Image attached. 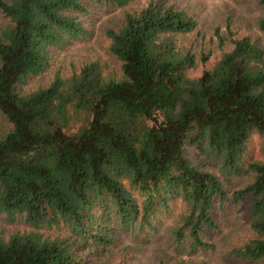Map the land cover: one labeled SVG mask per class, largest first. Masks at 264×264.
<instances>
[{
    "label": "trees",
    "instance_id": "16d2710c",
    "mask_svg": "<svg viewBox=\"0 0 264 264\" xmlns=\"http://www.w3.org/2000/svg\"><path fill=\"white\" fill-rule=\"evenodd\" d=\"M87 8L0 0V264H119L107 253L117 227L153 232L178 205L177 244L188 234L193 252L213 249L205 237L220 229L214 207L234 178H252L232 197L250 200L253 236L231 254L264 264V163L245 162L251 139H264V47L231 39L194 77L199 59L175 37L198 22L150 0L105 31L119 69L95 60L31 87L54 50L89 36Z\"/></svg>",
    "mask_w": 264,
    "mask_h": 264
},
{
    "label": "rangeland",
    "instance_id": "374dc122",
    "mask_svg": "<svg viewBox=\"0 0 264 264\" xmlns=\"http://www.w3.org/2000/svg\"><path fill=\"white\" fill-rule=\"evenodd\" d=\"M88 13L80 15L84 26L90 32L84 40L73 41L61 49L54 50V61L51 69L35 79L31 87L46 86L57 69L64 73L71 66L79 67L83 63L101 60L115 69L118 63L108 53L107 29H118L126 13L137 12L145 8L150 0H133L126 7H112L92 0H81ZM180 10H184L197 22L195 31L177 35L175 40L185 50L195 54L199 64L193 76L211 67L218 57L233 47L231 39L251 37L258 45L264 47V30L260 22L264 20V6L256 0H168ZM4 19L0 14V24ZM227 41L220 45L219 37ZM210 56L206 63L201 62L202 55ZM245 162L264 163V139L254 136L245 155ZM252 178H234L224 181L228 193L227 200L216 202L214 218L220 229L205 237V241L214 246L210 250L196 249L193 252L192 241L187 234L181 246L177 244L174 232L180 226L178 214L180 205L168 218L159 220L155 231L140 235L127 233L117 227L115 244L107 252L112 261L119 264H245L232 256L235 248L247 244L252 236L251 225L246 219V210L250 200L234 201L233 192L250 183Z\"/></svg>",
    "mask_w": 264,
    "mask_h": 264
}]
</instances>
